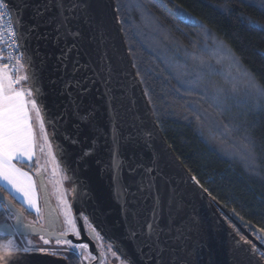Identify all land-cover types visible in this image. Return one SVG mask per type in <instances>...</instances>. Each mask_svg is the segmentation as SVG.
<instances>
[{"label": "water", "instance_id": "95a60500", "mask_svg": "<svg viewBox=\"0 0 264 264\" xmlns=\"http://www.w3.org/2000/svg\"><path fill=\"white\" fill-rule=\"evenodd\" d=\"M45 2L10 0V7L13 21H20L15 27L22 35L19 43L26 56L28 86L34 83L39 89L36 98L46 132L72 186L71 208L81 237L67 234L64 238L87 242L92 250L93 242L83 238L86 216L100 235L110 243L117 242L134 264H139L129 231L150 220L153 209H157L162 227L171 220V236L177 235V228L182 232L180 250L175 254L178 264H264L253 245L264 249V244L247 232L246 240L240 238L221 214V206L196 183L163 136L133 66L115 1L77 0L80 7L75 10L72 27L81 35L63 62L60 57L65 42L55 40V21L44 23L57 14V9L52 7L43 17H35L37 6ZM74 66L79 68L75 74ZM77 80L90 89L82 98L75 86ZM68 81L72 86L66 90ZM68 92L81 104V112H92L88 124L72 116ZM36 181L43 211L46 187L48 205L57 213L48 185L42 187L41 180ZM0 197L6 195L0 192ZM169 243L177 246L171 240ZM90 252L96 256L90 264H98L99 252ZM165 257L170 259L172 253L166 252ZM0 264L68 262L50 253L0 252Z\"/></svg>", "mask_w": 264, "mask_h": 264}, {"label": "trees", "instance_id": "16d2710c", "mask_svg": "<svg viewBox=\"0 0 264 264\" xmlns=\"http://www.w3.org/2000/svg\"><path fill=\"white\" fill-rule=\"evenodd\" d=\"M114 1L133 66L166 141L240 238L246 240L247 232L261 242L264 101L258 105L246 95L243 74L264 85V31L251 29L241 17L264 24V0ZM219 45L231 50L239 72L229 69L228 57L216 64L220 56L213 52ZM199 58L206 62L203 67ZM208 64L217 71L209 72ZM233 84L236 93L230 91ZM249 153L251 167L245 159ZM3 248L0 244V252ZM67 262L79 264L75 256Z\"/></svg>", "mask_w": 264, "mask_h": 264}, {"label": "snow or ice", "instance_id": "6c2138e0", "mask_svg": "<svg viewBox=\"0 0 264 264\" xmlns=\"http://www.w3.org/2000/svg\"><path fill=\"white\" fill-rule=\"evenodd\" d=\"M52 7L57 9V14L44 23L55 21V40L57 43L61 40L65 42V47L61 49L60 57L63 62L69 58L70 53L77 47L76 41L81 35L79 31H74L72 27L75 10L80 5L77 0H46L45 3L37 6L35 17H43L44 12L51 11ZM6 12L9 16H12L13 9L10 7V0H0V44H7L9 49L8 59L11 61L13 59L11 52H19L21 45L18 44L16 49H12L11 44L5 37L4 30L7 28L9 37L15 32L18 40L22 39V35L15 27V25L20 23L18 18L14 19V23L11 21L7 25L4 23L3 16ZM241 20L246 22L251 29L264 31V24H259L251 18L241 17ZM36 26H40L39 22ZM69 40L73 41L71 45L68 44ZM213 55L220 56V59L216 61L217 65H221V60L228 57L232 59L229 69L235 67L237 72L240 71L239 64L235 61L230 49L219 45ZM193 60H197V57L194 56ZM198 62L201 67L206 63L203 58H199ZM25 63V54L19 52V55L15 56V66H10L9 63L4 62L3 51L0 49V192L7 193L6 197H0V244H3L5 248L17 255L27 254L37 250L33 242L27 239V236L37 234L44 244H49L50 242L45 236L55 238L58 245H67L65 251L70 256H77V249L86 250L89 246L86 243L73 244L71 240L64 238L68 232H72L79 238L80 232L76 228L75 220L67 212H64L65 231L57 232L59 219L55 209L48 205L46 187L44 188L46 211L42 214L38 203L37 181L28 172L17 166L25 162H32L38 148L41 153H44L45 148L39 143L40 139L44 141L49 149L51 148L45 129V119L36 98L40 95L39 89L34 83L27 88L23 86L17 87V85H21L22 81L27 82L30 80V76L26 72L19 74L25 69ZM207 67L209 72L217 71L211 64H208ZM72 71L75 74L79 71V68L74 66ZM13 73H17L15 78ZM231 75L232 73L229 71L228 76ZM243 75L246 78L244 85L246 95L254 99L259 105L261 101H264V85H261L247 72ZM85 79L87 80V78ZM70 86H72V82H66V90ZM75 86L79 90L81 98L90 90L82 86L79 80L75 81ZM219 91L223 92L224 90L220 89ZM230 91L232 93L237 92L235 84L232 85ZM68 95L72 107V116L76 117L81 123L88 124L92 112H81V104L77 103L76 99L73 98V93L68 92ZM37 126L39 131H37ZM76 127L79 128V124ZM93 144H95V141H93ZM90 151H85L83 155H89ZM245 159L248 160L250 167L254 166V158H251V153ZM36 163L39 165L38 159ZM114 166L119 168L118 163H114ZM42 167L37 168L36 175L41 179V186L43 187ZM148 171L151 170L149 169ZM193 179L195 180V177ZM196 183L199 184V181L196 180ZM59 199L62 204L66 203L63 195ZM13 202L22 206L20 211L16 210ZM24 205H27L26 209L23 207ZM26 210H35L37 219L26 223L23 216V212ZM132 215L135 218L136 213L133 212ZM83 219L87 221L86 216ZM41 221L43 222L41 223ZM159 221L158 211L153 209L150 220L145 221L144 224L138 223L136 229L129 231V238L133 239L136 245L139 264H178L179 262V258L175 254L180 250L178 244L182 232L177 228V235L173 237L170 235L173 230L171 220L164 227L161 226ZM92 230L95 232L94 228ZM17 237H23L24 240L18 242ZM170 240L177 246L170 244ZM113 244L116 245L115 250H113ZM39 250L43 251V249ZM254 251L258 250L254 248ZM107 252H110L112 257L120 259L121 264H134L115 241L107 246ZM118 252L120 253L119 256L117 255ZM166 252L172 253L170 259L165 257ZM52 254L56 255V252H52ZM261 255L264 256V253H261ZM65 259H69V256H65Z\"/></svg>", "mask_w": 264, "mask_h": 264}, {"label": "flooded vegetation", "instance_id": "af4514ba", "mask_svg": "<svg viewBox=\"0 0 264 264\" xmlns=\"http://www.w3.org/2000/svg\"><path fill=\"white\" fill-rule=\"evenodd\" d=\"M37 152H38V149H37ZM37 152H36V155H37ZM36 164L34 165V167H32V165H31V171H30L35 180H36V178H39V177H36L37 176L36 175V170H37L38 167H40L39 165H38V167H36L37 166ZM42 168H43V171H42L43 184L44 185L47 184L48 187H49L50 184H49L48 180L46 179L45 172H44L45 171L44 167H42ZM39 180H41V179L39 178ZM67 189H66L67 190V192H66V194H67V202H68V205L69 204L71 205V198H72V192H71L72 191V186H71V184H70V187H68ZM53 203H54V205H55V207L57 209V216H58V219H59V226L57 227V232L65 231L64 218L61 215L60 211L58 210V207L56 205L55 200H53ZM40 209H41V213L43 214L44 211H43V207H42L41 201H40ZM71 212H72V215L74 217L72 208H71ZM23 214L25 216L24 217L25 222L26 221H28V222L29 221H35L37 219L35 213L29 212L27 210L24 211ZM83 217H85V216H83ZM74 220H75V217H74ZM42 222L43 221H41V223ZM83 222H84V235L82 234L83 238H84V240L87 239L90 242L92 241L93 245H92V250H90L89 247H88V249H86V253H85V251H80L78 249L76 250L78 255L75 256V257H77V259L79 261V264H90L93 261H95V259H96L95 254H93L90 251H98L99 252L101 260H100V262L98 264H101L102 261H104L105 256H108V257L110 256V259L105 260V262H106L105 264H121L120 259H116V258L112 257L111 253L107 252V246L110 244V242L107 241L102 235L99 234V232L91 225V223L88 221V219H87V221H85L83 219ZM9 223H11V221H9ZM75 223H76V228L80 232V236H79V238H80L81 237V230H80L76 220H75ZM93 228L95 229V232H93V230H92ZM67 234L74 235L72 232H68ZM27 237H32V238H36L37 239L36 240L37 245H35V248L37 250H34L32 252H42V253H50V254H52V252H56V256H61V257H64V258H65V256H69V258H70V254L65 251V249L67 248V245H64V244L58 245L54 238L45 237L46 239H49L50 242H49V244H44L43 240L40 239L39 235H36V236L35 235H29ZM74 237L76 239H79L75 235H74ZM261 242L264 244V240L263 239H261ZM82 243L88 244L87 242H82ZM73 244H81V243H74L73 242ZM253 245H254V248L258 250L257 253L259 254V256L264 260V256L261 255V253H264V249H262L261 247H258L256 244H253ZM39 249H43V251H41ZM3 250H4L3 252H11V251H7L5 249V247L3 248ZM113 250H115V249L113 248ZM117 255L119 256L118 253H117ZM121 259H123V258L121 257ZM80 260L82 261V263L80 262Z\"/></svg>", "mask_w": 264, "mask_h": 264}, {"label": "rangeland", "instance_id": "374dc122", "mask_svg": "<svg viewBox=\"0 0 264 264\" xmlns=\"http://www.w3.org/2000/svg\"><path fill=\"white\" fill-rule=\"evenodd\" d=\"M26 72V70H22V72L20 74H24ZM27 84V82H24ZM48 135V133H47ZM42 140V139H41ZM48 141L51 144V141L49 140L48 137ZM41 142V141H40ZM42 146H44L45 151L44 153H41L39 151L38 148V152L36 155L35 160L32 163V167H34V165L36 164V160H39V166H43L44 167V172H45V176L46 179L49 182V191H50V195L52 197L53 200H55L56 205L58 207V210L60 211L61 215L63 216L64 220H65V216H64V212H67L69 215H71V217L74 219L72 212H71V205H68L67 202V188L70 187V183L67 180L68 178L66 177V174L63 170V168L61 167L60 163L58 162L54 150H53V146L51 144V148L49 149L48 146L44 143V141L42 140ZM38 167V164H36ZM35 167V168H36ZM43 171V168H42ZM67 189V190H66ZM63 195L64 200L66 203H61L59 197ZM28 240H31L33 242L34 245H37L36 243V238H32V237H27ZM18 242L24 240L23 237H17ZM7 251H10L9 249L5 248ZM80 250V249H78ZM80 251H85L86 250H80ZM110 259V256H105L104 261H102L101 264H105V260ZM80 262L82 263V261L80 260Z\"/></svg>", "mask_w": 264, "mask_h": 264}, {"label": "built area", "instance_id": "2783aa9c", "mask_svg": "<svg viewBox=\"0 0 264 264\" xmlns=\"http://www.w3.org/2000/svg\"><path fill=\"white\" fill-rule=\"evenodd\" d=\"M3 21H4V23L6 25L10 21L14 23L12 16H9L7 14V12L3 16ZM4 31H5V37L8 40V42L11 44L12 49H16L17 45L18 44L20 45L19 40L17 39L16 33L13 32L11 34V36L9 37L8 36V32H7V28H5ZM0 49H2V51H3L4 62L9 63L10 66H15V56L19 55V52H22L21 49L19 48V52H15V51L11 52V55L13 57V59L11 61H9V59H8V57H9V49H8L7 44H0ZM13 75H16V73H13Z\"/></svg>", "mask_w": 264, "mask_h": 264}, {"label": "crops", "instance_id": "0c3cea01", "mask_svg": "<svg viewBox=\"0 0 264 264\" xmlns=\"http://www.w3.org/2000/svg\"><path fill=\"white\" fill-rule=\"evenodd\" d=\"M19 74H20V73H19ZM16 75H17V73H16ZM16 75H13L14 78H15ZM21 86H23V87H25V88L28 87L27 84L24 83L23 81L21 82V85H17V87H21ZM37 131H39L38 126H37ZM40 141H41V142H40ZM40 141H39V143H41V145H42V140L40 139ZM35 158H36V156L33 158V161L35 160ZM33 161H32V162H25V163H23V164H26L27 167L30 168L31 165H32V163H33ZM17 166H18V167H21L19 164H18ZM21 168H22L25 172H28V173L33 177V175L31 174V172H30L28 169H25V168H23V167H21ZM33 179H34V177H33ZM37 194H38V196H39L38 188H37ZM38 203H39V207H40V199H39ZM23 207L26 209V208H27V205H24ZM27 211L32 212V213H35V210H27Z\"/></svg>", "mask_w": 264, "mask_h": 264}]
</instances>
